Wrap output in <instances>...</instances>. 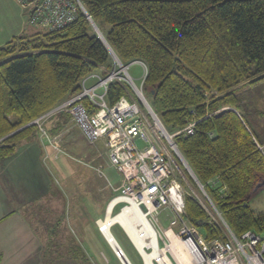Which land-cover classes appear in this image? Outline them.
Returning <instances> with one entry per match:
<instances>
[{"label": "trees", "instance_id": "16d2710c", "mask_svg": "<svg viewBox=\"0 0 264 264\" xmlns=\"http://www.w3.org/2000/svg\"><path fill=\"white\" fill-rule=\"evenodd\" d=\"M78 1L122 63L145 65L144 96L232 233L264 237V214L249 208L264 181V0ZM77 16L0 46V160L36 137L32 122L77 94L84 77L111 65L87 16ZM124 95L110 83L106 101ZM49 119L53 133L70 121ZM185 209L206 239L224 238L193 196Z\"/></svg>", "mask_w": 264, "mask_h": 264}, {"label": "built area", "instance_id": "2783aa9c", "mask_svg": "<svg viewBox=\"0 0 264 264\" xmlns=\"http://www.w3.org/2000/svg\"><path fill=\"white\" fill-rule=\"evenodd\" d=\"M14 1L25 9H31L30 25L45 31L69 26L77 19L78 11L82 8L78 0ZM112 60L110 69L100 66L81 80L77 94L32 122L37 126L40 137L49 143L53 151L59 153L55 141L57 137L50 138L43 124L50 116L67 114L88 144H103L109 164L121 178L119 187L114 190L118 193L107 204L104 216L113 200L117 199L110 209V215L120 214L125 208L135 205L148 223L153 243L142 245L140 250L119 223H113L111 227H121L142 264H145L143 253H151L155 247L163 252L169 251L175 242L178 247L174 249L175 253L183 251L191 259L190 264H264V237L251 231L245 232L240 238L236 237L203 187L191 186L187 179V175L190 177L189 170L172 143L173 135L166 134L143 95V82L147 73L145 65L133 61L122 64L127 66L123 67L114 58ZM134 65L142 71L139 85L135 84L128 72L129 67ZM114 82L124 88L125 95L109 105L106 93L108 85ZM84 98L93 107V112H88L82 102ZM192 127L193 124H189L184 131L192 134ZM186 196H193L198 201L211 220L222 229L224 238L208 240L197 225L189 222L185 209ZM118 206V211L114 213ZM163 214L167 222L165 228L160 227L159 217ZM101 219L96 221L98 231V221ZM118 249L126 257L121 247L118 246ZM114 252L120 259V254ZM150 263L166 264L158 258L150 259Z\"/></svg>", "mask_w": 264, "mask_h": 264}, {"label": "rangeland", "instance_id": "374dc122", "mask_svg": "<svg viewBox=\"0 0 264 264\" xmlns=\"http://www.w3.org/2000/svg\"><path fill=\"white\" fill-rule=\"evenodd\" d=\"M32 30L34 33L43 31L38 27ZM129 74L135 84L139 85L140 67L132 66ZM263 89L264 84L261 86V91ZM49 120L43 124L48 135L53 133L52 128L55 123ZM54 136L57 137L55 141L60 152L51 150L45 163L51 181L50 193L63 194L65 206L63 210L59 209L58 212L54 211L50 215L52 216L50 220L53 222L57 219L63 221L59 232V236H63V245L59 240V249L53 250L52 247L55 246L50 242L48 257L55 253L66 258L72 254L74 257L84 255L81 264H121L114 250L98 231L95 222L97 218H105L106 206L118 193L114 190L119 187L121 180L117 171L108 162L105 147L102 143L88 144L70 121H66L62 130L49 135L52 139ZM191 180L193 181L192 178ZM193 183H190L191 186L197 187L194 181ZM249 208L256 214H264V190L250 198ZM118 209L119 206L114 213ZM165 219L164 214L160 215L161 228L167 226ZM110 228L111 235L115 237L130 264H142L133 245L121 231V227L114 225ZM56 236L53 235L55 241Z\"/></svg>", "mask_w": 264, "mask_h": 264}, {"label": "crops", "instance_id": "0c3cea01", "mask_svg": "<svg viewBox=\"0 0 264 264\" xmlns=\"http://www.w3.org/2000/svg\"><path fill=\"white\" fill-rule=\"evenodd\" d=\"M30 11L14 0H0V46L13 37L36 33L29 23ZM51 150L38 134L0 160V264H81L84 255H47L50 242L53 250L59 249V240L63 245L59 236L63 221L53 222L50 215L65 206L63 194L50 193L45 160Z\"/></svg>", "mask_w": 264, "mask_h": 264}, {"label": "bare ground", "instance_id": "6f19581e", "mask_svg": "<svg viewBox=\"0 0 264 264\" xmlns=\"http://www.w3.org/2000/svg\"><path fill=\"white\" fill-rule=\"evenodd\" d=\"M80 10L82 12V8ZM30 13H32V11H30ZM28 16H29V14H28ZM43 31H45V30H43ZM110 58H111L110 60L113 63V60H112L113 57L110 56ZM114 59L117 60L121 65L122 64L126 65V64L122 63L118 58H114ZM112 63L109 67H106V66H102V67H104L105 69H110L112 66ZM123 67H127V66H123ZM123 67H122V69H124ZM131 67L132 66H130L129 69ZM129 69H128V72H129ZM124 70H126V68ZM143 95H144V93H143ZM145 99H146V97H145ZM148 103H150V102H148ZM148 106L152 110L151 105L148 104ZM157 119H158L159 123L162 124L161 121L159 120V118H157ZM166 134L169 135V133L167 131H166ZM196 186H197V184H196ZM116 201H117V199L113 200L109 204L105 218L102 221L101 220L98 221L99 232L104 237V239L108 242L110 247L115 249L116 245L118 246L116 240L114 239V237L110 233V227L112 226L113 223H119L125 229L126 233L128 234V236L130 237V239L132 240V242L135 244V246L138 249L141 250V247L144 244L153 243V238H152L150 231L148 229V223L145 220V218L142 216V214L141 215L139 214L135 205L132 207L125 208L122 213L117 214L115 217L112 216L113 214H111V215L109 214L111 207L113 206V204ZM176 247H177V244L175 242V243H173L172 249H170L169 251L163 252V251L156 249V247H155V249L151 253H143L145 264H151L150 259H152V258H158L160 261L165 262L166 264H190L191 259L183 251L175 253L176 250L174 251V249ZM173 253H175V257L173 256ZM178 253L181 255V257H179ZM115 256H116V254H115ZM117 259L120 260L118 257H117ZM126 259H127V257H126Z\"/></svg>", "mask_w": 264, "mask_h": 264}, {"label": "water", "instance_id": "95a60500", "mask_svg": "<svg viewBox=\"0 0 264 264\" xmlns=\"http://www.w3.org/2000/svg\"><path fill=\"white\" fill-rule=\"evenodd\" d=\"M82 12L88 17V20H89V22H90V24H91V27L93 28V30H94V32H95L97 38H99V39L102 41V43L106 46V48H107L108 51H109L110 56L113 57V58H117L116 55L114 54V52L112 51V49H111V48L109 47V45L107 44V42H106V40L104 39V37L100 35V34H101L100 31L98 30V28L96 27V25L93 23V21L90 19V16L86 13V11H85V9H84L83 6H82ZM172 143H173L174 147L177 149L175 143H174V142H172ZM177 152H178V154L180 155V157H181L182 161L184 162L185 166H186L187 169L189 170L190 177H191V178L193 179V181L197 184V186H198L199 188H201L202 185H201V184L199 183V181L196 179V177L194 176L193 172H192L191 169L189 168L188 164L186 163V161L184 160V158L182 157V155H181V153L179 152L178 149H177ZM262 190H264V181L256 185V187L254 188V190H253L252 193L250 194V198H252L254 195H256L258 192H260V191H262ZM202 224H203V223H202L201 221H199V222L197 223V226L200 228V227H202ZM111 248H112V247H111ZM112 249H113L114 251H116L118 254H120V256H121V257H120V263H121V264H130V263L128 262V260L126 259V257H124V256L121 255L120 250L118 249V246H117V245H116V248H115V249H114V248H112Z\"/></svg>", "mask_w": 264, "mask_h": 264}]
</instances>
